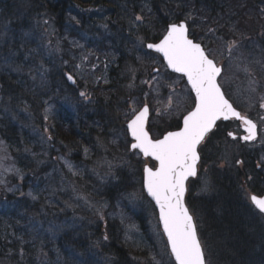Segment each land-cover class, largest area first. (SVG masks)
Instances as JSON below:
<instances>
[{
    "label": "trees",
    "instance_id": "trees-1",
    "mask_svg": "<svg viewBox=\"0 0 264 264\" xmlns=\"http://www.w3.org/2000/svg\"><path fill=\"white\" fill-rule=\"evenodd\" d=\"M143 2L149 3V7L157 13L156 20L159 23L157 27L156 20L145 18L142 25L136 26L143 36L144 44L145 41H157L160 37L157 28L164 30L170 21L186 20L191 36L198 39L193 32L196 30L193 27L194 19L189 21L180 16L182 12L176 11L177 4L178 9L183 10L186 2H193L191 7L196 8L198 14L218 25V20H226L229 15L235 14L233 18L241 17L235 26L229 27V22H222V27H228V34L236 35L241 28L245 37H256L258 31L264 30L260 12L262 0H0V135L26 152L22 153L25 155H22L20 162L26 165H23L25 173H33V181L36 183L38 181L44 184L39 178L45 180L55 168L53 166L63 171L62 164H55L51 160L53 151L57 150L55 153L68 156L83 166L92 165L96 159L110 157V153L105 152L110 147V138L121 130L125 132L124 114L133 92H129L124 86L113 85L116 90L108 95V101H99L97 104L94 102L88 107L86 118H79L76 122L71 113L55 115L49 121L51 136L39 138L43 150L30 154L33 140L30 134H40L44 127L42 107L46 97L43 95L51 94L46 90L52 91V85L53 88L60 86L65 89L61 92L65 98L76 101L69 91L75 94L78 88L76 84L71 86L65 78L66 68L57 59L60 49L50 50L54 55L51 59L40 60L35 58L34 47L45 45L46 40L58 42L60 32L63 35L67 28L79 25L72 19L77 15V9L87 10L89 7L93 10L101 8L100 12L103 13L110 12L109 19L120 26V29L112 31L115 34L112 43L120 47L127 37L119 33L126 32L130 27L128 23L131 21V12L144 14L141 8ZM92 14L95 13L92 12L91 16ZM83 19L86 22L79 31L85 34L91 20L84 15L81 16V20ZM48 20L56 31L57 39L53 38V34L48 35ZM95 21L102 24L105 19L97 18ZM202 27L200 36L205 35V26ZM107 29L104 25V30ZM99 34L101 33L98 32L97 35ZM260 44L264 45V41ZM262 58L264 60V53ZM129 61L131 63V58ZM117 70L119 69L114 72ZM178 125L179 120L159 118L150 122L149 130L152 135L160 136ZM224 132L221 129L213 134L203 158L204 165L207 166L204 173L210 181L209 190L197 194L199 185H193L186 199L187 205L197 220L207 264H264V220L246 203L249 193H264L263 174L250 162L253 161L250 155H241L242 167L237 159L228 156L230 146L224 147V143L232 142ZM128 142L127 140L122 147L123 151L114 159L108 158L115 167L110 182L114 183L113 191L106 198L107 203L113 204L117 197L133 186L135 189L142 188L143 159H136L130 153ZM86 149L91 153L88 157L85 155L88 159L83 157ZM46 151H49L50 156H45ZM221 162H226L225 167L220 166ZM64 173L67 175V172ZM98 173L97 176L105 175L102 176L105 181L110 176L102 168L98 169ZM60 175L63 176V172ZM67 177L82 195L89 196L95 187L98 190V187L103 186L99 184L102 182L99 181L100 178H95L93 182H88L95 183L89 185L90 192L84 191L85 185L82 186L83 181H79V177ZM54 198L61 201L60 196ZM100 199L102 197L90 200L98 202ZM142 200L149 203L144 194ZM66 202L69 203V200ZM149 205L151 206L150 203ZM7 207L13 208L10 213L14 217L8 220L9 224H4L3 219H0V264H156L145 250H134L125 244L122 228L116 219L106 220L107 223L103 226L104 222L97 213L88 217L83 212L77 213L81 210L72 208L71 216L62 215L63 208L40 199L32 202L25 196L0 193V212L6 215L4 212L8 211ZM73 214L84 219L79 222L82 228L57 234V228L67 223L69 218L76 219ZM90 220L94 223L85 227ZM52 230L56 231L53 236L48 234ZM10 239L12 242L9 244L7 241L10 242ZM169 264L174 263L170 261Z\"/></svg>",
    "mask_w": 264,
    "mask_h": 264
},
{
    "label": "rangeland",
    "instance_id": "rangeland-1",
    "mask_svg": "<svg viewBox=\"0 0 264 264\" xmlns=\"http://www.w3.org/2000/svg\"><path fill=\"white\" fill-rule=\"evenodd\" d=\"M137 3L139 5V1ZM186 3L183 6V10L178 9L179 5L177 4L176 11L178 13L182 12L180 16L189 19V21L191 18L194 19L193 27L196 28V30L193 28L194 34L203 42L208 53L223 65V73L219 78L222 88L229 94V98L235 101L239 109H244L249 114L253 111L259 118L262 115L264 117V108L260 107L261 103H264V60L262 58L264 45L260 44L261 41H264V30L258 31L256 37H245L241 28H239V32L236 35H233L234 33L228 34V27H222V22H229V27L235 26V23L238 24L241 17L233 18L235 14L232 16L229 15L226 20H218V25L217 22H210L203 18L200 13L198 14L195 10L196 8L191 7L193 2ZM141 8L144 10V14L141 12L137 13V11L131 12L134 16L130 14L129 19L131 21L129 20L130 22L128 23L130 27H128L126 32L119 33L127 37V39H123L124 43L120 47L112 43V38L115 37L113 32L120 29L119 24L109 19L110 12L103 13L100 12L101 8L93 10L91 7L87 10L77 9V12H75V15H77L73 16L72 19L75 23H79V25L77 27L67 28L63 32V35L60 32L58 35L60 38L56 42L57 45L45 39V45L39 44L34 47L36 50L34 54L36 55L35 58L38 57L37 59L40 60L51 59V56L54 55L51 54L52 52L50 50L54 48L57 50L60 49V52L57 54V59L61 62L62 67L66 68V73L68 72L75 77L76 87H78L76 88L75 94L73 91H69L76 99V101L74 100L75 102L68 100V97L65 98L61 94L65 89H62L60 86L55 85L56 87L53 88L52 85V91L50 89L46 90L51 94L43 95L46 97L42 107V122L44 123V127L42 132L37 134L38 137L48 136L49 121L55 115L64 116L65 112L67 115L71 113L74 115V122L78 121L79 118H86L88 107H91L94 102L97 104L99 101L107 100L108 95L116 90L113 85L124 86L129 92H133L124 114L127 116L123 119L124 123L128 117H132L144 104L150 106L149 123L151 121H157L159 118L177 120L188 112L189 108H192L194 98L183 77L169 73L159 55L146 49V45L143 43V36L139 33L140 30L136 26L142 25L145 18H150L155 21L158 15L149 7V3L143 2ZM92 12L95 14L91 16ZM260 12L263 16L261 21L264 22V0H262ZM83 15L91 20V25L88 26L85 34L79 31L83 27V23L86 22L84 19L81 20V16ZM97 18L99 20L105 19V22L97 24L95 21ZM157 20L156 25L158 27L159 23ZM201 22H204V24ZM168 23H172V21ZM104 25L108 27L107 30H104ZM202 25L205 26L204 36H200L201 29L203 28ZM46 26L48 35L53 34V38L57 39L55 35L56 31L49 20L46 22ZM157 29L160 39L166 28L164 30L163 28ZM98 32L101 34L97 35ZM131 34L132 36H128ZM232 41H235L236 46L229 53V44ZM154 42L156 40L148 41V43ZM129 58H131V63ZM244 68H247L248 72H245ZM116 69L119 70L114 72ZM253 80L255 81L254 85L250 83ZM253 88H255L254 91L252 90ZM81 93L85 95H81ZM258 123L261 132L258 142L256 141L252 145H243L240 142L233 141V143L229 144L225 141L224 147L225 145L230 146L227 151L228 156H233L237 159L240 166L242 164L240 162L243 156L242 154H248L253 157V161L250 162H252L259 172L261 171L260 173L263 174L262 178H264V119L261 118L258 120ZM221 129L226 130V132H231L234 129V125H220L215 133ZM237 131L233 132L240 133ZM108 135H110L109 132ZM125 138H127L126 130L125 132L121 130L110 138V147L107 148L105 153L109 152L110 157H112L111 159H114L119 152L123 151L122 147L127 141ZM31 142L32 148L30 149V154L34 155L35 152L40 153L43 150L40 140L39 142L34 140ZM130 143L131 140L128 142V145ZM40 144L41 146H39ZM17 147L18 145L15 143L11 141L9 143L6 139L0 138V192L2 194L5 192L6 195H9L10 193L16 192L23 194V196H26L34 202L40 199L52 206L63 208L61 211L62 215L71 216L73 213L72 208L81 210L77 211V213L80 214V212H83L88 217L97 213V216L100 214L99 218L104 222L103 226L106 225V220L116 219L120 223L124 234V241L128 247L134 250H145L156 264H169L172 261L158 226L157 213L148 199L152 207L147 201L142 200L144 194L142 188L137 187L135 189L133 186V188H130L122 196L117 197L113 204L105 202L106 198L109 197L110 191H113L114 184L110 183L111 175H113V169L115 167V165H112L114 163L108 161L110 157L104 160L96 159L92 165L83 166L72 161L68 156L58 157L57 154L54 156L55 163L62 164L69 177H73V179L74 177H79V181H83L82 186L85 185L83 187L85 189L84 191L90 192L89 185H95V183L88 182H93V179L100 178L99 181L102 182H99V184H103L104 187L100 186L98 190L95 187L96 189L91 195L88 192V196L79 193L72 184L73 181L69 180L65 173H63V176L55 173L57 168L53 169L52 173L47 175L45 180L39 178L44 184H40L38 181L36 183L35 181L25 180V172L23 169V165L25 164L22 163L17 166L16 161L12 158V153L16 154L17 158H21L22 155H25L22 153L26 152ZM203 151L206 155L207 145ZM130 153L134 154L136 159L141 156L139 153ZM90 154V150L86 149L83 157L87 158ZM145 164L154 167L151 162L143 160V165ZM225 165L226 162H221L220 166L225 167ZM205 167L207 168L204 165V159H202L199 164L197 177L193 180L195 183H190L189 186L190 190L193 185L198 184L197 194H203L210 188L209 178L204 173ZM101 168L103 172L105 171L106 175H110L106 181L102 177L105 175L97 176L99 174L98 169L101 170ZM52 177H54V181H49ZM55 196H60L61 201H57V198H54ZM99 197H102V199L98 200V202L90 200ZM66 200H69V203ZM246 201L249 205L251 204L249 197L246 198ZM7 209L8 211L4 212L6 215L0 212V219H3L2 222L4 224H9L8 220H12L11 218L14 217L10 213L13 208L7 207ZM255 212L264 220L263 216L257 211ZM78 214H73V216H76L75 220L69 218L67 223L57 228V234H62L65 231L77 228V230L81 229L82 225L79 222L84 219ZM193 217L197 222L194 214ZM2 222L1 225H3ZM90 223L93 224L94 222L92 223V220H90V222L86 223L87 225L85 227ZM55 232V230H52L48 234L53 236Z\"/></svg>",
    "mask_w": 264,
    "mask_h": 264
},
{
    "label": "snow or ice",
    "instance_id": "snow-or-ice-1",
    "mask_svg": "<svg viewBox=\"0 0 264 264\" xmlns=\"http://www.w3.org/2000/svg\"><path fill=\"white\" fill-rule=\"evenodd\" d=\"M235 46V41L230 42L229 53ZM147 48L160 53L169 69L186 77L195 94V102L193 109L183 117L182 128L168 132L160 139H153L146 128L149 108L144 106L135 112L127 124L133 141L131 148L157 162L155 168L144 167L143 182L159 208V219L175 264H206L193 216L184 202L186 181L197 174L198 146L217 126V121H240L247 133L243 136L244 141L257 138V124L237 111L226 98L218 81L222 68L201 44L188 38L185 23L171 24L163 39L158 44H147ZM244 71L248 72V69L244 68ZM68 79L72 80V77ZM250 83L254 85L255 81ZM260 107L264 108V103ZM228 135L236 138L231 132ZM251 201L264 214V198L253 195Z\"/></svg>",
    "mask_w": 264,
    "mask_h": 264
},
{
    "label": "water",
    "instance_id": "water-1",
    "mask_svg": "<svg viewBox=\"0 0 264 264\" xmlns=\"http://www.w3.org/2000/svg\"><path fill=\"white\" fill-rule=\"evenodd\" d=\"M183 23V22H182ZM192 40V39H191ZM159 43V42H158ZM157 43V44H158ZM146 47H147V45H146ZM147 49H149V48H147ZM149 50H153V49H149ZM154 51V50H153ZM163 57V56H162ZM164 59V58H163ZM169 70H171V69H169ZM172 71V70H171ZM173 72V71H172ZM185 79H186V77H185ZM186 81H187V79H186ZM70 82L71 83H73V80H70ZM189 87H190V85H189ZM195 95V94H194ZM128 130V129H127ZM243 130H244V127H243ZM129 132V131H128ZM129 137L132 139V137H131V134H130V132H129ZM132 149V148H131ZM133 150V149H132ZM138 150V149H137ZM142 156H143V154H142ZM144 157V156H143ZM145 158V157H144ZM151 159V158H150ZM143 180H144V176H143ZM143 187H144V182H143ZM144 190H145V192H146V194H147V196L154 202V204H155V201L148 195V193H147V191H146V189H145V187H144ZM253 195H251V197H252ZM251 197H250V199H251ZM257 198H264V196H262V197H258L257 196ZM252 202V201H251ZM155 206H156V204H155ZM156 209H157V211H158V218H159V208L156 206ZM159 222H160V226H161V229H162V231H163V225H162V223H161V221H160V219H159ZM164 233V232H163ZM165 235V234H164ZM165 238H166V240H167V237H166V235H165ZM169 249H170V247H169ZM170 252H171V250H170ZM174 258V257H173Z\"/></svg>",
    "mask_w": 264,
    "mask_h": 264
},
{
    "label": "bare ground",
    "instance_id": "bare-ground-1",
    "mask_svg": "<svg viewBox=\"0 0 264 264\" xmlns=\"http://www.w3.org/2000/svg\"><path fill=\"white\" fill-rule=\"evenodd\" d=\"M64 171H65V169H64V167H63V171L59 168H57V170L55 171V173H57V174H61V172H63L64 173ZM66 172V171H65ZM49 175V174H48ZM54 179V177H52L49 181H54L53 180ZM48 180V179H47ZM27 186V185H26ZM7 228H9V227H7ZM13 229V228H12ZM16 237V236H15ZM17 238V237H16ZM12 242V240L10 239V242L8 241V243L10 244Z\"/></svg>",
    "mask_w": 264,
    "mask_h": 264
}]
</instances>
